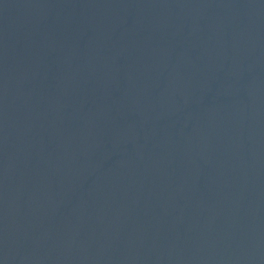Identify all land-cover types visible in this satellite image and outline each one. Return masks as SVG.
Segmentation results:
<instances>
[{
  "label": "water",
  "instance_id": "1",
  "mask_svg": "<svg viewBox=\"0 0 264 264\" xmlns=\"http://www.w3.org/2000/svg\"><path fill=\"white\" fill-rule=\"evenodd\" d=\"M0 264H264V0H0Z\"/></svg>",
  "mask_w": 264,
  "mask_h": 264
}]
</instances>
